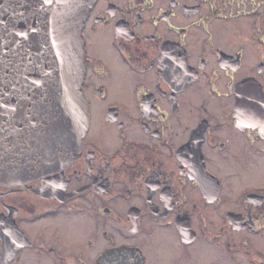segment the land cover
Returning a JSON list of instances; mask_svg holds the SVG:
<instances>
[{
	"label": "flooded vegetation",
	"instance_id": "1",
	"mask_svg": "<svg viewBox=\"0 0 264 264\" xmlns=\"http://www.w3.org/2000/svg\"><path fill=\"white\" fill-rule=\"evenodd\" d=\"M80 154L0 182V264H264V0H96Z\"/></svg>",
	"mask_w": 264,
	"mask_h": 264
},
{
	"label": "water",
	"instance_id": "2",
	"mask_svg": "<svg viewBox=\"0 0 264 264\" xmlns=\"http://www.w3.org/2000/svg\"><path fill=\"white\" fill-rule=\"evenodd\" d=\"M96 0H0V182L70 164L89 126L82 27Z\"/></svg>",
	"mask_w": 264,
	"mask_h": 264
}]
</instances>
